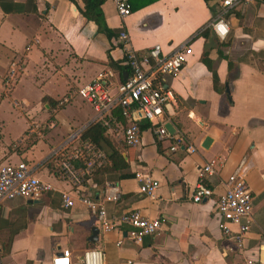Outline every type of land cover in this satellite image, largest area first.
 Returning a JSON list of instances; mask_svg holds the SVG:
<instances>
[{"label": "crops", "instance_id": "0c3cea01", "mask_svg": "<svg viewBox=\"0 0 264 264\" xmlns=\"http://www.w3.org/2000/svg\"><path fill=\"white\" fill-rule=\"evenodd\" d=\"M220 1L128 0L131 12L122 19L110 0L98 5L106 28L124 30L128 46L137 53L158 45L160 55L166 56L182 44L190 46L192 53L180 70L159 81L174 98L166 106L163 125L168 133L180 134L185 147L195 149L186 152L181 147L169 150L173 140H157L148 122L141 129L140 144L126 146L120 133L126 120H119L116 109L98 120L106 128L104 139L98 144L81 143L80 131L96 120L92 121L93 110L77 89L109 70L107 83L112 92L121 74L125 77L118 33L107 38L97 31L78 11L82 0H2L7 9L0 7L1 94L10 96L24 78L36 96L32 102L11 99V107L24 117L16 135L6 133V122L0 119V166L24 161L55 191L2 202L0 264H51V258L62 250L70 253L71 264H81L82 251L93 247L102 248L104 264H239L243 257L264 264V0L222 14L228 28L222 39L210 27L220 15ZM205 28L209 30L206 39L199 35ZM203 49L219 92L200 61ZM11 69L17 70L14 81L9 80ZM67 107L75 116L61 114ZM1 108L7 114L10 111L0 104ZM40 116L48 118L43 133L36 130ZM12 117L8 115L9 120ZM78 145L100 150L104 159L91 170L103 167L91 173L81 162H74L78 179L61 176L60 160ZM111 149L121 155L126 168H112L107 159ZM211 159L218 160L215 174L206 180L212 194L193 202L197 169ZM241 160L240 173L252 194V221L242 253L219 230L214 208L223 180ZM134 172L158 181L153 197L138 191ZM120 173L126 175L119 178ZM108 186L119 192L117 200L103 203L109 216L136 209L159 218V230L138 244L123 237L118 246L117 232L102 235L79 198L100 200ZM63 191L75 198L71 207L61 206ZM92 227L97 229L94 242L87 239Z\"/></svg>", "mask_w": 264, "mask_h": 264}, {"label": "built area", "instance_id": "2783aa9c", "mask_svg": "<svg viewBox=\"0 0 264 264\" xmlns=\"http://www.w3.org/2000/svg\"><path fill=\"white\" fill-rule=\"evenodd\" d=\"M113 3L116 15L119 18L128 16L131 7L128 0H110ZM254 0H221L220 15L210 23L211 30L219 37L224 38L228 28L222 18L227 10L250 3ZM118 39L123 48V62L126 65V75L114 86L111 92L108 88L110 71L99 72L96 76L77 89V95L88 102L93 110L92 121H98L112 110L118 109L126 124L120 129L122 142L126 146L140 144L141 119L149 123L157 140H173L169 150L181 147L186 152H194L193 146L185 147L183 138L175 132L170 134L164 127L167 120L166 106L174 98L171 91L164 88L159 82L161 76L176 74L192 51L188 44H182L168 55H160L158 45H153L144 53H137L128 46V35L124 30L118 33ZM16 71H9V80L14 81ZM10 87L9 82H4ZM72 136H70L71 138ZM104 159L100 150L91 145L73 147L64 159L60 160L58 173L68 178H77V166L74 162H81L86 171H90L97 162ZM218 160L206 161L197 169V180L193 186L191 200L200 202L212 194L211 188L206 185L207 177L215 174V165ZM242 160L223 180V191L215 201V213L218 216L217 226L223 236L228 238L237 252L242 253L245 240L251 224L252 194L240 173ZM33 168L24 161L7 162L0 166V211L5 200L14 198H34L41 193L55 191L47 182L39 180ZM138 182V191L145 196L153 197L159 185L158 181L149 175L134 172ZM119 198L115 186H108L100 200L80 197L94 217L100 233L106 234L115 231L119 234L115 245L121 244L123 237L132 243L138 244L145 236L154 235L160 227L159 218H149L136 209L126 210L117 216L106 213L104 202H114ZM74 197L69 191L60 192V202L63 208L73 205ZM129 263V262H128ZM51 264H71L70 253L62 250L51 258ZM81 264H104V253L101 247L84 249L81 253ZM239 264H258L257 260L243 257Z\"/></svg>", "mask_w": 264, "mask_h": 264}, {"label": "trees", "instance_id": "16d2710c", "mask_svg": "<svg viewBox=\"0 0 264 264\" xmlns=\"http://www.w3.org/2000/svg\"><path fill=\"white\" fill-rule=\"evenodd\" d=\"M28 1V0H27ZM205 2L207 0H204ZM83 3V8L80 9L79 8V13L86 19V20H90L92 21L96 27H97V31L99 32H103V34L108 38L110 36L115 37L116 34L118 32L114 31V30H110L108 28H106V26L104 25L103 21H101V13L100 10L98 9V5L101 3V0H82ZM0 7L2 10H6L7 8L5 7V4L2 2V0H0ZM34 8H32L31 11H33ZM28 11V9L26 10ZM209 33V30L207 28L203 29L202 31L199 32V35L202 36L203 38H207ZM225 38V37H224ZM221 55V54H220ZM200 61L201 63H203V65L210 71L211 73V79H212V85H213V89L215 91L219 92V88H218V80L215 74V71L211 68V64H210V60L207 58V52L205 49H203L202 53H201V57H200ZM121 62L123 63L122 67H120L121 69H123L126 72V65L123 62V56L121 58ZM228 65L230 66V64L228 63ZM121 80H122V74H121ZM115 114H117L119 120L122 121V118L119 114L118 109L115 110ZM148 126L147 122H139V127L140 129H144ZM105 125L103 124L102 121H95V122H90L89 124H87L86 127H84L80 133H79V140L81 141V143L83 142H93L95 144H98L100 139H104V133H105ZM107 159L111 160V166L113 169L116 170H122L124 168L127 167L126 162H124L123 158L121 157V155L115 150V149H111L109 151V153L107 154ZM101 166H97L96 168H94L93 170H91L90 172L93 173L94 170L100 169ZM126 174H118V177H124Z\"/></svg>", "mask_w": 264, "mask_h": 264}, {"label": "rangeland", "instance_id": "374dc122", "mask_svg": "<svg viewBox=\"0 0 264 264\" xmlns=\"http://www.w3.org/2000/svg\"><path fill=\"white\" fill-rule=\"evenodd\" d=\"M28 81L25 80L24 78L20 79L19 82L17 83V86H15V89L13 91H11L10 96L6 95V94H1L0 91V99H1V106H5L7 108H9L8 114L1 108L0 109V119L5 120L6 122V126H5V131L6 133H9V135L14 136L17 134V132L19 131L20 126L23 124V120L24 117L20 116L18 113V110L11 107V99H16L19 100L20 98H25L28 101H34V98L36 96L35 92L36 90L34 88H31L30 85L27 84ZM68 97V96H67ZM66 98V97H64ZM67 111L62 112L61 114H67L68 118H71V116H75L74 111L72 110L71 107H67V109H65ZM61 114L58 113V117L61 116ZM8 115L13 116L12 119H8ZM48 121V118H44V117H39V119L37 120L38 122V127H36V130L40 133L44 132V129L46 127L45 122ZM84 125V124H83ZM82 128V125L79 126V129ZM35 132L38 136V132ZM119 128H117V132H119ZM34 133V136L36 135ZM73 134H77L76 132L72 133Z\"/></svg>", "mask_w": 264, "mask_h": 264}, {"label": "water", "instance_id": "95a60500", "mask_svg": "<svg viewBox=\"0 0 264 264\" xmlns=\"http://www.w3.org/2000/svg\"><path fill=\"white\" fill-rule=\"evenodd\" d=\"M224 91L227 93V87L226 85L224 86ZM97 238V229L95 227H92L90 229V235L87 238L89 241L94 242ZM56 254H59V252H57Z\"/></svg>", "mask_w": 264, "mask_h": 264}]
</instances>
